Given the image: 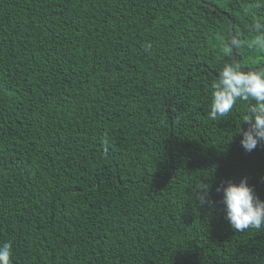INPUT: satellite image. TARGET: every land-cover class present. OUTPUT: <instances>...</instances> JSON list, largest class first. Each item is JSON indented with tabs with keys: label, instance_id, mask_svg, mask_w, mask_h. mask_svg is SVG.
I'll use <instances>...</instances> for the list:
<instances>
[{
	"label": "trees",
	"instance_id": "1",
	"mask_svg": "<svg viewBox=\"0 0 264 264\" xmlns=\"http://www.w3.org/2000/svg\"><path fill=\"white\" fill-rule=\"evenodd\" d=\"M205 1L0 0L12 264H264V231L234 230L216 191L247 178L264 200V143L238 133L254 102L208 117L231 20L239 63L264 65V0Z\"/></svg>",
	"mask_w": 264,
	"mask_h": 264
},
{
	"label": "clouds",
	"instance_id": "2",
	"mask_svg": "<svg viewBox=\"0 0 264 264\" xmlns=\"http://www.w3.org/2000/svg\"><path fill=\"white\" fill-rule=\"evenodd\" d=\"M252 29L256 33L251 46L264 51V21L255 20ZM241 45V40L233 35L225 45V53ZM237 100L254 102L249 114L241 123L247 129L239 127L240 141L245 151L251 152L258 144L264 143V71L242 70L238 64L224 63L218 78L212 84L208 117L216 120L230 113ZM194 193L195 199L203 205L209 201V185L201 182ZM222 192V204L231 227L236 231L256 229L264 231V200L256 195L247 178L238 183L221 182L216 189ZM13 246L9 241L0 242V264H12Z\"/></svg>",
	"mask_w": 264,
	"mask_h": 264
},
{
	"label": "water",
	"instance_id": "3",
	"mask_svg": "<svg viewBox=\"0 0 264 264\" xmlns=\"http://www.w3.org/2000/svg\"><path fill=\"white\" fill-rule=\"evenodd\" d=\"M201 2L204 3V4H206V5L211 6V7L214 8V9L217 8L216 6L211 5L209 2H207V1H205V0H201ZM231 35H232V36L235 35V26H234V21H233V20H231ZM232 50H233V61H234L236 64H238L242 70H251V69H257V68H264V65H261V66H259V67H258V66H252V67H244V66H242V65L239 63L238 59H237V55H236V52H235V48H233Z\"/></svg>",
	"mask_w": 264,
	"mask_h": 264
}]
</instances>
